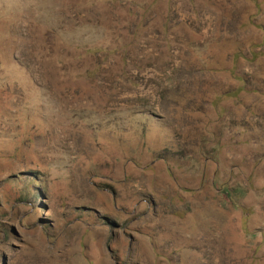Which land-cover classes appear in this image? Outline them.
<instances>
[{"label": "rangeland", "instance_id": "rangeland-1", "mask_svg": "<svg viewBox=\"0 0 264 264\" xmlns=\"http://www.w3.org/2000/svg\"><path fill=\"white\" fill-rule=\"evenodd\" d=\"M100 16L0 0V264H264V0Z\"/></svg>", "mask_w": 264, "mask_h": 264}, {"label": "trees", "instance_id": "trees-1", "mask_svg": "<svg viewBox=\"0 0 264 264\" xmlns=\"http://www.w3.org/2000/svg\"><path fill=\"white\" fill-rule=\"evenodd\" d=\"M159 1L160 0H154V2H148L146 0H90V7L101 15L99 21H97L93 27L96 31L102 32L101 34H104L105 37H107L106 35L109 32L118 33L119 36L127 27V21L123 18L124 13L131 12L136 19H140L142 13L148 12L149 8ZM107 22H109L110 26L111 24L116 25V28L113 29V31H110L111 28H109ZM132 35L133 37H136L134 31L132 32ZM120 40L121 39L118 37L115 41H117L116 43L121 44ZM105 44L106 43H97L95 47H104ZM262 54H264V51L254 52V57ZM242 56L243 52L241 51L237 53L235 58L238 59Z\"/></svg>", "mask_w": 264, "mask_h": 264}]
</instances>
